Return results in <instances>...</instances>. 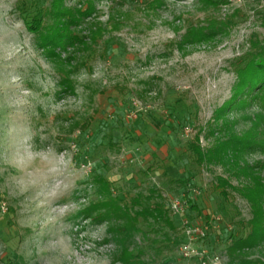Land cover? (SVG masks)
<instances>
[{
	"label": "rangeland",
	"instance_id": "374dc122",
	"mask_svg": "<svg viewBox=\"0 0 264 264\" xmlns=\"http://www.w3.org/2000/svg\"><path fill=\"white\" fill-rule=\"evenodd\" d=\"M57 8L75 16L64 46L44 41ZM262 47L264 0H0V264H199L178 256L184 217L237 264L247 180L194 147L264 133V103L235 97ZM239 156L264 179V148ZM154 202L176 229L131 230ZM240 254L264 261V243Z\"/></svg>",
	"mask_w": 264,
	"mask_h": 264
},
{
	"label": "trees",
	"instance_id": "16d2710c",
	"mask_svg": "<svg viewBox=\"0 0 264 264\" xmlns=\"http://www.w3.org/2000/svg\"><path fill=\"white\" fill-rule=\"evenodd\" d=\"M54 12L55 21L58 22L50 32L44 35V41L51 45L64 46L74 39V34L69 31L68 23L75 16L70 10L57 8ZM30 29V24H28ZM202 35L203 33H199ZM46 43V42H45ZM81 43V41H79ZM241 74L240 86L236 89L235 97L242 105L248 103V99H256L264 103V47L252 52L245 59V63L238 68ZM264 108V106H262ZM259 117L264 118L262 115ZM240 136H231L226 140H220L212 148L204 149L198 145L194 147L198 161H214L223 163L228 166L227 169L235 175L242 176L247 183L241 187H235L251 205L252 217L249 220L251 226L250 232L246 237L238 238L229 246L231 262L237 264H264V261L249 260L244 258L240 253L245 249L253 248L259 243H264V179L256 169L262 166H251L240 161L239 154L245 150L264 148V133H257L256 126ZM255 131V132H254ZM139 217L146 219L153 218L155 221L166 223L171 229H176L174 222L167 215L164 205L159 202L148 203L141 211L136 212L133 216H128L129 228L134 230Z\"/></svg>",
	"mask_w": 264,
	"mask_h": 264
},
{
	"label": "built area",
	"instance_id": "2783aa9c",
	"mask_svg": "<svg viewBox=\"0 0 264 264\" xmlns=\"http://www.w3.org/2000/svg\"><path fill=\"white\" fill-rule=\"evenodd\" d=\"M170 206L175 215L185 216L187 207L179 198L172 199ZM182 228L183 240L178 249V256L181 260L184 262L197 261L199 264H221L220 260L213 257L206 244L203 243L208 237L207 223H195L184 217ZM167 264H177V262L171 261Z\"/></svg>",
	"mask_w": 264,
	"mask_h": 264
}]
</instances>
